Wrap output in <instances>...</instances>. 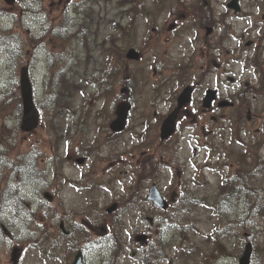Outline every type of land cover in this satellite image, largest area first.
<instances>
[{"label": "rangeland", "instance_id": "obj_1", "mask_svg": "<svg viewBox=\"0 0 264 264\" xmlns=\"http://www.w3.org/2000/svg\"><path fill=\"white\" fill-rule=\"evenodd\" d=\"M87 1L88 4L81 5L82 8L79 10L77 4L81 0H22L14 3L7 18L0 21L2 26L11 30L10 46L0 43V96L15 87V83L18 86L12 91L17 88L19 93L17 79H19L20 70L26 64L28 56L32 57L36 64L29 74L30 80L35 84L37 93L35 97L38 105H42L45 99H49L51 96L54 99L56 96V89L52 92L45 81H52L55 84L60 80L57 97V105L60 108L57 112L59 113L55 112L58 108L56 107L52 114H46L44 123L32 135L23 133L14 135L11 141L14 148L7 153L9 162L15 161L19 157H26L30 146L38 147L43 153H41L42 157L38 164L44 170V177H42L46 182L44 187L35 186L32 183H12L8 180L10 186L22 196L27 212H32L30 215L32 222L36 221L39 226L42 223L50 226L51 223L46 222L43 216L46 212L48 213V210L54 212L58 207H62L63 210H61L60 217H56V225L59 224L58 221L61 218H67L68 220H64L69 226L83 224L85 218L82 213H85L86 210H95L97 207L103 210L114 202L115 197L119 199L121 195L132 189L134 171L126 167L124 162L126 156H122L123 152H121L119 161H115L112 152L116 151V148L130 150L140 143L142 140L140 134L143 132L141 125L145 120L144 108L147 105L150 107L151 85L160 82V68L172 67L182 46L189 48L188 38L190 34H193L191 30L193 25L189 26L190 24L185 25L182 30H179V26L177 23L173 24V21L169 26L158 25V21L167 18L166 12L162 11L163 8L174 7L177 2L174 0H145V6L139 0H135L136 5L133 4L129 10H125V2L122 0ZM223 1L212 0L211 3L218 10ZM263 1L243 0V8L247 16L242 20L219 26L213 38L215 43L220 40V48L224 56H226V51H230L228 55L231 56L232 51L235 50L232 60L233 74L229 75V79H222L223 82L226 80L223 87L227 86L229 90L236 81L243 84L256 80V70L250 58L254 47L251 45L247 47L246 42L257 36L258 32L253 33L257 23L262 27ZM0 2L3 4L2 0ZM138 6L141 7L138 8ZM145 7L147 10L144 9ZM129 12L136 15V20L131 27H125L130 22L128 20ZM145 14L148 15V18ZM44 26L45 29L51 27V39L48 37L47 29L43 31ZM153 27L158 30L155 34L152 33ZM131 29H136L134 36L123 40V35H126L125 31ZM173 30H179L182 34L174 36ZM44 33L46 34L41 35ZM149 33L152 37V45L146 40ZM235 37H238L239 40H236ZM113 42H115L116 48ZM129 46H134L141 51L142 56L139 62H131L126 59L125 62L121 61V55L124 57ZM115 50L116 58L111 59L114 64L112 67L118 68L119 62L121 65L116 72L117 84L114 86V91L110 92L108 84L111 85V83H107L106 80L110 70L106 71V67L107 63L110 64L108 55L110 56V53ZM196 52L198 56V49ZM45 58L50 60L48 67ZM221 59H223L222 56ZM213 78L218 80L214 75ZM99 80H101L100 85ZM118 80L122 82L132 80L136 85L131 91L134 93L135 104L125 134L114 139L106 136L94 139L92 134L89 138L82 139L75 137V131L70 134L71 131L77 130L75 128L77 122L80 121L82 125L86 122L87 117L90 121L86 127L90 130L89 134L95 130L97 123L101 129L106 126V120L109 118L111 110L114 109L122 96L120 89L124 85L117 82ZM128 91L131 94L130 90ZM259 93L256 97H252L248 106L260 109L262 116L259 122L245 123L246 129L241 132L242 140L250 142V146L254 144V141H250L251 137L255 135L257 128L264 124V98L260 97L264 91ZM65 103L70 106V110ZM228 114L234 116L235 112L228 110ZM53 117H56V121L53 120ZM4 118V115H0V127L7 126L11 130L14 129L16 119L4 120ZM49 120L51 123L53 120V123L57 124V131L51 137L48 135ZM70 126H72L71 130H69ZM221 131L224 138H213L216 147L211 150L203 149L205 154H210L207 159H205L206 155L198 154V160L204 161L196 168L192 164L188 166L186 164L190 162L191 153H194L195 150L193 146L196 147L197 144L191 143L187 139L177 138L178 136L171 138L168 145L171 150L167 158L169 160L171 157L174 163L169 164L170 169L161 170L159 183L161 190L168 198L172 192L180 194L181 185L189 184L193 190H191L193 196H204L213 200L223 169L225 166L232 169L239 151L243 149V146L236 141L237 136L233 134L230 123L225 122ZM10 132H8L9 135ZM152 140L154 139L152 138ZM91 141L97 142L90 150L88 162L92 166L89 167L88 164L84 169L73 166L66 156L77 155L78 145ZM51 147L56 149V153L53 154V164L56 166L55 174L59 176V179H53L50 176L51 169L45 167L46 164L49 165L46 161L50 156ZM140 153L139 149H134L129 156V158H133L132 163ZM260 154L264 158V146L261 147ZM216 158L217 161L214 162ZM212 160L214 163H211ZM35 163L37 164V162ZM27 165L28 169L32 166L31 163H27ZM131 166L133 167V164ZM0 173H2V177L6 175L4 171H0ZM92 174H94L93 177L89 178L88 175ZM25 175L26 173L22 172L19 177L27 181ZM81 175L87 176L86 178L92 182H87L82 178L80 185L74 187L72 185L74 180L71 178L80 179ZM260 180V177L256 178L255 182H260ZM5 184L6 181L1 188H4ZM178 185L180 189H178ZM34 187L42 188L35 190ZM43 190H50L54 193V198L51 201L45 200L46 202L39 200ZM186 193L184 192V194ZM11 205L12 201L8 196L4 203L3 215L0 217V230L3 233L0 237V264H65L64 256L67 254L65 245L50 250L48 254L37 249H27L30 246L27 243L21 245L14 243V238H20L21 235L17 234L18 228L15 220L9 217L11 211H15ZM209 206H213V201ZM209 206L197 204L183 206L182 215L186 219L177 222L166 221L159 227L155 226L157 233L153 230L150 235L153 240L143 247L135 246L133 248L131 246L134 238L132 233L136 231H134L135 226L141 225L142 220L133 210L123 213L121 219L124 231L121 242L123 241L124 248L120 245V251L112 258L113 262L115 264H152L149 261H142L140 256L142 249L150 255L153 253L156 249L158 233L164 242L160 246V252L162 250L161 254L164 257L162 264H197L204 258H216L215 254L219 253H213L211 233L218 223V217ZM108 216L111 217V215ZM179 224L185 226L184 235L180 233ZM1 225L6 227L7 232L2 230ZM101 227L103 228V223H101ZM183 244L191 246L192 249H185ZM14 247L19 248V255L18 253L15 256L12 254ZM228 247L231 254L226 256L222 262L236 264L243 249L236 244H228ZM132 251H135L136 254L132 255ZM109 255L106 250L92 247L86 251L85 260L87 264H105V257ZM222 259L223 257H220L212 263Z\"/></svg>", "mask_w": 264, "mask_h": 264}, {"label": "flooded vegetation", "instance_id": "obj_2", "mask_svg": "<svg viewBox=\"0 0 264 264\" xmlns=\"http://www.w3.org/2000/svg\"><path fill=\"white\" fill-rule=\"evenodd\" d=\"M174 1H177L174 7L163 8L162 11L166 12L167 18L165 20H161L160 22L158 21V25L161 27L166 25L169 26L173 21V24L177 23L179 30L184 29L187 24H190L189 26L193 25V28L191 29L193 34H190L188 38L189 48L182 46L179 50L177 59L174 60V65L172 67L160 68V82L151 85L152 93H150V107L147 105L144 108L145 120H142L143 123L141 127L143 132L140 134L142 138L140 143L130 150L126 148L123 150L116 148V151L113 150L112 152V157L115 161H119L118 158L121 156L120 153L123 152L122 156H126L124 161L126 167L131 171L138 172V174H134V190L139 198L136 200L135 204L133 203V199L128 198L126 200V204L131 211H135L140 217L151 216L152 218H165L169 216L154 207H152L153 209L148 212L150 203L147 200V194L149 187L152 184H156L160 187L161 167H164V163L169 165L164 158L170 150L165 149L166 147H164L165 143L163 141H159L160 126L164 119L172 113L177 106V99L182 90L189 87L190 101L184 104L178 111L175 131L171 137L178 136L197 140L210 138L213 133L217 132V129H219L225 120L227 121L228 118L233 120V118L228 114L229 107L221 105L222 101L232 98H241L243 93L240 92V90L238 91V88L235 89L234 94H228L226 90L222 89V84L224 82H222L221 79L223 78V75L225 76L228 74L229 70L227 58L225 57L230 51H226V56H224L221 52L220 40L216 43L213 42V38L215 37V33L219 26H223L227 23L229 24L232 21L244 19L246 13L243 8V0H238L239 9L237 12L228 7V3L231 0H224L220 4L221 8H218V10L212 5V0ZM261 18V21L263 22L262 27H260L257 23V27L253 29V33L258 32L257 36L253 40H250L248 44L249 46L251 45L254 47V55L257 54L260 45L264 44V13L261 14ZM179 30H173V35L176 36V34H182ZM230 33L228 34L229 37ZM235 39L239 40L238 37H235ZM197 49L199 53L198 56L196 52ZM221 56L223 59H221ZM113 58L115 57H112V59ZM261 58L264 60V56ZM185 65H187V68H184ZM116 71L117 68H113L109 75V81L111 83V85H109V90L111 91H114V86L117 84ZM213 71L218 73L219 76L216 83H213ZM124 81H126L127 84L121 87L122 96L118 102L125 101L131 106L130 113L126 121L127 126L131 120L135 99L134 93L130 91V94L128 91L129 89L127 88L132 83L128 80ZM262 83H264V76L258 79L257 87ZM245 85L249 86L248 84ZM210 91H213V93ZM233 106L234 108L236 106V115L234 114L233 117L234 119H238L237 115L242 111V108L238 107V103L236 102ZM115 107L116 105L114 106V109L111 110L109 118L106 120V126L103 129H101V126L97 123L95 130L89 134L90 130L86 129V127L90 121L87 117L86 122L82 125L78 123L75 126L77 130L71 131L70 134L75 131V137L82 139L89 138L91 134L94 139L101 138L103 136L113 139L121 137L122 134H125V129L127 128L126 126L125 129L120 132L112 131L110 129V123L115 118ZM251 112L252 111L249 109H246L245 111L247 122H252L253 117ZM71 128L72 126H70L69 130H71ZM152 138L154 140H152ZM94 144H97V142L91 141L90 143H80L77 148V155L71 157L66 156V159L71 162L73 166L84 169L86 165L89 164L90 150L94 147ZM134 149H139L141 153L135 158V162L132 163L133 158L131 159L129 156ZM76 158L83 159V162L81 164H77ZM169 161L172 163L173 160L171 157L169 158ZM131 164H133V167ZM91 166L89 164V167ZM93 175L94 174L88 175V177L92 178ZM86 177L87 176L85 175H81L80 179L71 178L74 180L72 185L75 187L79 186L82 178L87 182H92ZM48 191L52 195L51 199H53L54 193L50 190ZM141 197L143 199H141ZM115 200H117L116 197ZM176 201L177 198H175V196L171 197L168 202V208H171ZM116 204L117 213L119 211L118 201ZM104 214H106V211L103 212L102 210L82 213L83 218H85V222H83L82 225L85 237L77 239L83 244V246L79 245L78 247L86 249L88 248L86 246L87 244L96 243L98 241L95 235L100 236L99 229L101 228V216ZM145 229L141 228L138 231L145 232ZM107 233L108 230L104 232L105 235ZM69 239L73 240V237H69Z\"/></svg>", "mask_w": 264, "mask_h": 264}, {"label": "trees", "instance_id": "obj_3", "mask_svg": "<svg viewBox=\"0 0 264 264\" xmlns=\"http://www.w3.org/2000/svg\"><path fill=\"white\" fill-rule=\"evenodd\" d=\"M0 9L3 10L4 7L1 5ZM3 37H9V35H3ZM4 39L5 38H1L0 43L8 44L9 39H5V41ZM15 87H17V85ZM13 88H10V91H6L5 93H3L2 96H0V115H4V120L12 118L13 116L16 119L20 117L21 99L17 88L12 91ZM9 131H11L10 135L8 134ZM16 133H18L17 127H15L13 130L9 129L7 126H4L2 128L0 127L1 154H6L12 151L14 146L11 145L10 141L13 140V136ZM53 161L54 160H52V162ZM31 165L32 166L30 169H28V167L24 169H15L14 167H9L10 171L8 174L12 176L24 170L27 177H30L32 180H34L36 177L34 176V174L37 175V165L36 163H34V161L31 162ZM261 173L262 176H264L263 164H259L258 167L255 169H251L249 166H247L246 168H240V166H238L233 177H225L223 181H221L220 186L218 188V192L213 200V209L215 211L214 213L218 217L216 230L212 235L214 247L213 253H219L215 254L216 258L221 256H229L231 254L229 253L230 248L228 247V244H236L238 247H241L246 241L250 240L254 246L251 264H264V183L260 185V194H256L255 192H253V190L255 189L249 190L246 187L251 177H253L254 175H259ZM247 192L252 194H247ZM10 194H14V191H10L7 187L0 189V205L2 201L4 204V200L7 199ZM240 199L243 203L240 202ZM16 200L18 204L21 202V198L18 196L16 197ZM200 200L203 201L204 204H210L208 199ZM17 203L14 198L12 200V204L17 205ZM194 204H198V201L194 202ZM242 206L246 208V211L240 214L239 209ZM248 207H251V209L253 208V211L250 210ZM256 218H259L261 220V225L256 226ZM181 219L186 218H171V220L176 222L180 221ZM179 227L180 233L184 235L186 232L185 226L179 224ZM254 227H257V229H254ZM254 230L257 231L253 232ZM39 233V236L42 237V239H46L49 235H51V232H48L47 229L44 228H40ZM117 234L118 233H116V236ZM60 235L61 234L58 233L57 238H54L56 236H54L52 232V237L55 239L52 246L53 250H55L56 247L59 245L58 239L60 238ZM225 242L228 244L226 245ZM158 243L160 244L159 239ZM38 244H40L39 239ZM192 245L195 246L194 244ZM40 247L43 248V246ZM183 247L189 250L192 249L191 246L186 244H183ZM42 252H44L43 249ZM70 252L68 253V256H70ZM153 252H155L153 254L155 258H150L151 261H160V259H162L161 254L156 250H154ZM157 255L159 256V258L157 257ZM144 256L146 257L144 258V261L146 262L149 261V257H153L149 256V254L148 257L146 256V254H144ZM216 258H204L201 262H198L197 264H214L212 262ZM66 259H68L67 256Z\"/></svg>", "mask_w": 264, "mask_h": 264}, {"label": "water", "instance_id": "obj_4", "mask_svg": "<svg viewBox=\"0 0 264 264\" xmlns=\"http://www.w3.org/2000/svg\"><path fill=\"white\" fill-rule=\"evenodd\" d=\"M4 1L7 4H12L14 2V0H4ZM236 2L237 0H232V2L229 4V7L231 8L234 7L235 10H237ZM126 57L131 60H138L139 54L134 49H130L127 51ZM20 95H21L22 110H23L20 129L25 132L32 131L37 126L38 114L33 104L32 87L26 69H23L20 75ZM188 100H189V89H185L179 98L178 108L181 106V104L187 102ZM128 109L129 108L125 105H119L117 107V112H116L117 118L111 123L112 130L120 131L123 129ZM174 121H175V112L171 114L162 125L161 128L162 139H166L168 136H170L173 133L174 124H175ZM149 198L153 200L156 205L162 208L167 207L166 202L160 197L159 193L155 189H151ZM250 254H251V248L250 245L248 244L245 248L243 255L239 260V263L249 264ZM72 264H83L82 256L80 252H78L75 255Z\"/></svg>", "mask_w": 264, "mask_h": 264}]
</instances>
